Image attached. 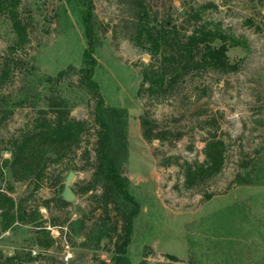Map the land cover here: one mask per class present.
Returning <instances> with one entry per match:
<instances>
[{"label":"rangeland","instance_id":"obj_1","mask_svg":"<svg viewBox=\"0 0 264 264\" xmlns=\"http://www.w3.org/2000/svg\"><path fill=\"white\" fill-rule=\"evenodd\" d=\"M92 2L99 42L94 79L107 105L129 113L128 155L119 163L140 207L127 249L130 264H264V0ZM138 6L150 14L151 24L168 20L187 34L200 14L203 22L241 41L235 47L228 42L227 51L238 69L194 72L165 97L140 93L142 70L152 57L147 43L139 44ZM81 10L79 0H21L25 45L8 15L0 16V76L11 65L9 79L0 84V192L16 207L25 201L29 210L38 208L56 240L44 250L34 226L18 222L4 231L0 216V264H111L115 257L119 214L101 205V186L87 191L98 129L95 94L69 69L83 66L87 47ZM60 71H66L62 78L51 79ZM55 102L63 103L70 118L87 121L89 130L59 161L58 148L48 145L45 175L36 177L42 161L26 178L24 169L13 167L12 143L44 118L54 120ZM143 115L156 122L158 132H169L164 139L145 140ZM213 137L225 143L223 169L192 186L185 172L205 162ZM71 171L77 199L65 205L59 198ZM238 173H250L257 183L235 185ZM103 232L109 237L98 239Z\"/></svg>","mask_w":264,"mask_h":264},{"label":"trees","instance_id":"obj_2","mask_svg":"<svg viewBox=\"0 0 264 264\" xmlns=\"http://www.w3.org/2000/svg\"><path fill=\"white\" fill-rule=\"evenodd\" d=\"M82 5L81 20L87 38V47L83 53V66L77 70L74 66L69 68L80 75V81L95 94V107L92 112L94 121L98 126L96 130V143L94 146L95 164L93 178L88 190L95 186H101L102 195L100 203L106 209L112 205L119 214V221L114 226L117 232L115 243V257L111 264H130L127 257V249L131 243L134 232V220L139 214V203L129 191V179L124 175L119 159H125L128 155V119L129 113L125 108L109 106L100 92V86L94 79L98 61L94 56L99 42L95 36V20L92 0H79ZM21 0H0V16L7 14L12 21L13 29L18 35L19 44L28 42L27 26L20 18L19 8ZM137 36L140 45L147 43L152 60L142 70V83L139 92L146 91L153 96H167L176 88L185 77L194 72L219 71L223 73L235 72L238 65L229 62L227 51L229 44L232 47L241 45L236 37H231L219 28H214L210 22H203L200 14H195V25L187 34L181 32L175 25L167 21L160 24H151L150 14L138 6ZM192 21V20H191ZM203 22V23H202ZM221 41L220 46L214 43ZM229 42V44H228ZM66 71H60L53 80L63 77ZM11 75V65H5L0 76L2 85ZM148 85V86H147ZM147 86V87H146ZM55 119L44 118L39 121L34 130L19 140L12 143L13 167L24 169L25 176L29 177L31 171H35V165L41 164L47 146L58 148L55 161L68 154V150L79 147L83 134L89 130V124L85 120H77L69 117V111L63 108L62 102H55ZM54 104V103H53ZM47 114V111H40ZM142 134L145 140H161L169 132H158L155 121L141 116ZM2 121H0L1 127ZM168 131V130H167ZM206 160L201 165L190 166L185 175L192 186L200 181L215 176L224 166L225 143L216 137L210 138L205 146ZM41 155V156H39ZM9 160H5V165ZM42 162L36 173L37 179H42L47 168ZM242 169H248V163L242 165ZM28 172V173H27ZM257 181L250 179V173L244 176L240 173L235 178V185H255ZM208 198H210L208 196ZM59 200L67 204L62 198ZM25 201L17 207L14 200L0 192V216L4 231L10 230L16 223L31 224L40 235L37 244L44 250H50L56 243L46 228V220L39 209L29 210ZM8 217V220L4 218ZM107 232L99 234L98 239L109 237ZM17 257L7 258L12 262ZM172 261H178L177 257L167 255ZM100 264H108L102 261ZM142 264V263H140ZM144 264V263H143Z\"/></svg>","mask_w":264,"mask_h":264},{"label":"water","instance_id":"obj_3","mask_svg":"<svg viewBox=\"0 0 264 264\" xmlns=\"http://www.w3.org/2000/svg\"><path fill=\"white\" fill-rule=\"evenodd\" d=\"M75 176H76V174L74 171L69 172V174L67 176L65 190H64V193L62 196V199L66 202H75L77 199L76 193L71 188V184L74 181Z\"/></svg>","mask_w":264,"mask_h":264}]
</instances>
